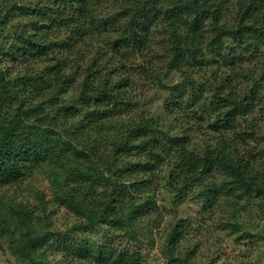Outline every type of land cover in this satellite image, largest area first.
Returning <instances> with one entry per match:
<instances>
[{
	"label": "trees",
	"instance_id": "obj_1",
	"mask_svg": "<svg viewBox=\"0 0 264 264\" xmlns=\"http://www.w3.org/2000/svg\"><path fill=\"white\" fill-rule=\"evenodd\" d=\"M116 1L119 2L116 11L105 18H96L94 7L109 2L114 5ZM8 26L16 29L11 37L2 35ZM103 29L104 37L108 39L105 47L109 52L102 51L99 58L92 56L84 64H79L83 59L70 60L64 55L73 49V44L96 38L93 34H101ZM62 31L67 34L65 37H61ZM157 33L165 39L167 46L164 45L163 49L169 51V56L164 59L165 68L177 70L184 80L171 87L163 84L161 77L156 75L155 83L171 91V104L177 107L182 102L176 97L189 96L191 92V101L197 102L208 92L202 110L207 119H213L208 127L217 135V142L201 145L200 152L193 148L188 134L157 138L159 121L141 117L127 127L121 140L113 143L115 154L124 155L122 157L135 155L139 162L124 169L120 178L115 174L105 177L106 183L99 193L94 188H81L80 181L75 185L69 183V174H74L71 172L75 167L59 164L58 171L50 176L54 175V193L56 187H64V196L59 198L61 203L79 217L80 221L71 227L72 231L102 230L103 234H109V230L121 228L124 224L126 237L140 239L135 224L138 218L146 217L143 215L150 211L149 207L154 209L147 193L153 189V183L156 185L154 176L158 167L166 163L172 164L165 184L168 192L173 194L174 205H181L188 199H216L224 184L218 185L211 177L219 172L230 176L233 186L229 189L232 192L240 190L249 198L261 200L264 206V173L260 175L251 169V161L255 158L251 152L245 151L247 156L238 155V146H231L236 140L239 143L246 141L244 137L230 139L228 135L236 131L240 119L264 103V73L254 77V73L247 71L242 75H223L222 79L212 75L211 81H197L189 74L190 69H202L209 59L221 66H229L247 53L260 54L264 59V0H0V34L3 36H0V48L4 45L3 40L12 39L13 46L17 47L13 52L16 56L22 54L47 63L42 68H31L15 80L7 79L0 72V172L25 175L35 162L42 161V153L58 148L49 133L56 129L53 126L56 115L73 119L80 113L77 107H65L66 101L61 94L67 90H77L76 101L87 111L84 120L88 124L85 127L79 125L73 133L84 138H88L91 129L98 128L92 126L91 122L95 123L92 117L94 120L98 118L92 112L88 113V108L131 110L130 101L121 94L124 86L120 80L112 83L111 79L124 76L121 63L127 57L122 51L125 53L128 49L133 55L136 51L147 50L152 34ZM150 67L148 65L145 71L149 72ZM48 90L51 91L49 95ZM27 92L32 94L31 101L24 97ZM16 100L18 104H15ZM9 103L11 114L6 117L2 108ZM106 112H102L99 120L106 117ZM41 126L46 132L36 137L33 130ZM238 134L236 132L234 136ZM68 144L76 157L88 160L90 153L99 154L96 145L79 149L70 142L64 143L66 147ZM55 165L51 164L50 168L54 169ZM135 171L142 176L129 182L126 175ZM98 173L102 179L105 172ZM25 212L22 207L18 218L26 231L12 251L20 264H42L44 257L41 255L46 252L44 238L60 231L33 230ZM180 237L177 224L165 242L164 252L170 261L183 259L173 246ZM63 240L64 246L72 244L69 251L83 257L91 256L94 248L99 249L95 256H91L97 261L105 259L101 253L103 249L112 256L117 254L108 241L98 243L97 239L90 237L88 240ZM110 241H113L112 235ZM137 254L128 250L119 252L117 262L127 264ZM40 256L42 259L38 262Z\"/></svg>",
	"mask_w": 264,
	"mask_h": 264
},
{
	"label": "rangeland",
	"instance_id": "obj_2",
	"mask_svg": "<svg viewBox=\"0 0 264 264\" xmlns=\"http://www.w3.org/2000/svg\"><path fill=\"white\" fill-rule=\"evenodd\" d=\"M116 2L114 5L109 2L110 4L92 6L96 18H105L112 11H116L119 4L118 1ZM15 32L16 29L8 26L2 35L11 37ZM153 34L147 50L140 53L136 51L133 55L128 49L125 53L122 51L127 57L125 60L123 58L121 63L123 64L121 70H125L124 76L111 79L112 83L114 81L118 83L120 80V84L124 86L121 88V94L124 99L130 101L131 110L121 108L114 110L111 107H103L98 111L95 108H88V113L92 112L98 118V120H94L95 117L91 119L95 121V123L91 122L92 126H98V130L91 129L88 138H84L73 133L79 125L85 127L88 124L84 120V114L87 111L80 108L81 105L76 101L77 90H67L66 93L61 94L66 101L65 107H77L80 113L73 119H63L61 115H56L53 120V126L56 129L52 133L48 132L58 148L42 153V161L35 162L33 168L26 171L25 175L13 176L7 172H0V264H20L12 250L26 231V227H22L18 218L22 207L27 212L25 213L33 230L60 231L57 235H48L44 238L46 252L41 255L44 257L42 264H125L117 262V254L126 252V250L130 253L138 252L127 264H135V261L137 264H264V206L261 200L249 198L240 190L235 189L232 192L230 189L233 185L230 176L218 172L213 178L211 177V180L218 185L224 184V186L216 199L210 201L200 198L188 199L181 205H174L172 203L173 194L168 192L165 184L172 165L170 163L158 167L154 176L156 185L153 183V189L147 193L154 209L151 210L149 207L150 211L148 210L149 212L143 215L146 217L137 219L138 223L135 225L140 239L131 240L126 237L127 231L124 224L121 228L109 230V234H103L102 230L93 232L71 230V227L80 221L79 217H76L68 207L61 203L59 198L64 196V187L63 185L56 187L54 193V175L50 176V173L58 171L59 164L67 165L68 168L75 167L71 172L74 174H69V183L75 185V182L80 181L81 188L87 190L94 188L96 193H99L106 183L105 177L115 174V177L120 178L124 169H129L139 162L135 155L122 157L124 155L115 154L113 143L121 140L127 127L137 123L141 117L159 121L161 126L158 128L157 138L188 134L192 139L193 148L197 151H200V146L205 143L215 144L217 142V135L208 127L213 119H207L208 117L202 110L204 106L202 102L208 92L202 94L201 99L196 100L197 102L191 101V92L188 93L189 96L176 97L182 102L181 106L177 107L171 104L173 100L171 91L155 83L154 78L157 75L161 77L163 84L173 87L174 84L183 82L184 76L177 70L165 68L164 59L169 56V51L163 49L165 39L160 33ZM2 35L0 34L1 38H3ZM66 35L62 31L61 37ZM93 35H96V38L90 37L87 40L76 42L72 45L73 49H69L70 52H64V55H68L70 60L83 59L79 64H84L92 56L99 58L102 51L109 52L105 47V41L108 39L104 37V29L101 34ZM3 41L4 45L0 48V72L7 79L15 80L18 75L28 72L31 68H42L44 64H47L41 62L42 59L26 58L22 54L16 56L13 52L17 50V47L13 46L12 39ZM103 48L105 50H102ZM148 65L151 66L150 73L145 71ZM198 68L189 71L190 76L197 81L200 79L211 81L213 80L212 75L220 79L223 75H236L237 73L242 75L247 71L254 73V77H258L264 73V59L260 54L247 53L236 58L229 66L215 64L212 59H209L202 69ZM50 92L48 90L47 95ZM24 97L30 100L32 94L27 92ZM15 104H18L17 100ZM9 105L10 103L2 108L6 117L11 114ZM105 111H107L106 117L99 120L102 112ZM238 123L236 131L232 135L228 134L229 138L235 137L234 139L241 140L244 137L246 141L241 140L239 143L236 140L231 146H238V155L247 156L245 151L251 152V155L255 156L251 161V169L262 175L264 173V103L246 118L240 119ZM45 130L41 126L33 130V135L39 137L46 132ZM236 132L239 134L234 136ZM65 142H70L73 147L79 149L86 145L88 148L90 145H96L99 154L90 153L88 160L81 156L76 157L71 146L64 145ZM53 163L56 165L54 169H51L50 165ZM101 170L105 172L102 179L98 173ZM139 176L141 177L142 174L135 171L133 174H127L126 179L133 182ZM177 224H179L181 237L173 246L183 259L174 262L166 256L164 249L167 236L174 233ZM111 235L113 241H110ZM89 237L97 239L98 243L108 241L110 248L117 254L112 256L103 249L101 253L105 259L101 262L91 258L100 251L97 248L92 250L91 256L83 257L69 251L71 248L69 246L72 244L63 245L65 242L63 239L88 240ZM41 256L38 262H41Z\"/></svg>",
	"mask_w": 264,
	"mask_h": 264
}]
</instances>
